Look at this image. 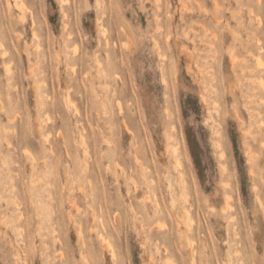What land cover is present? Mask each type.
Returning a JSON list of instances; mask_svg holds the SVG:
<instances>
[{
	"label": "rangeland",
	"instance_id": "1",
	"mask_svg": "<svg viewBox=\"0 0 264 264\" xmlns=\"http://www.w3.org/2000/svg\"><path fill=\"white\" fill-rule=\"evenodd\" d=\"M0 264H264V0H0Z\"/></svg>",
	"mask_w": 264,
	"mask_h": 264
},
{
	"label": "bare ground",
	"instance_id": "2",
	"mask_svg": "<svg viewBox=\"0 0 264 264\" xmlns=\"http://www.w3.org/2000/svg\"><path fill=\"white\" fill-rule=\"evenodd\" d=\"M6 4H8V3H6ZM21 4H22V3H21ZM21 4H19V3H15V6H14V5H13V6H14L15 8H17L18 10H22V6H21ZM22 5H23V4H22ZM8 6H10V5L8 4ZM23 6H24V5H23ZM20 12H21V11H20ZM22 12H23V11H22ZM257 60H258V59H257ZM257 62H258V63L261 62L260 59H259ZM262 64H263V63H262ZM170 147H171V146H170ZM179 162H180V161H179ZM179 164H180V163H179ZM180 166H181V165H180ZM181 178H182V177H181ZM172 201H173V200H172ZM100 235H101V234H100ZM100 237H102V236H100ZM102 239H103V237H102ZM107 241H108V240H107ZM110 245H111V244H110ZM107 248H108V247H107Z\"/></svg>",
	"mask_w": 264,
	"mask_h": 264
}]
</instances>
